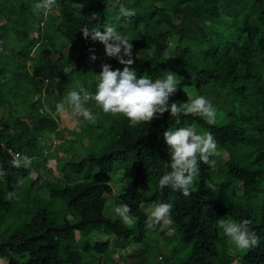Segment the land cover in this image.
Segmentation results:
<instances>
[{
	"label": "trees",
	"instance_id": "16d2710c",
	"mask_svg": "<svg viewBox=\"0 0 264 264\" xmlns=\"http://www.w3.org/2000/svg\"><path fill=\"white\" fill-rule=\"evenodd\" d=\"M58 1V16L45 18L42 10L39 16L35 11L37 0H0L4 51L13 42L11 56L0 52V108L10 107L8 117L0 119V165L8 170L0 177V210L13 214L22 185L18 179L23 177L25 182L34 170L37 177L29 190H47L54 202L64 204L47 206L41 194L29 195V219L16 230H7L14 233L0 241V260L101 264V257L113 255L114 248L122 251L133 241L144 243L149 229L157 234L162 221L150 227V213L143 207L167 200L174 204L171 226L175 230L168 244L174 239L182 246L172 251L171 258L186 253L181 264H264V0H125L135 9L132 16L120 14L121 0L117 5L109 0H78L84 5L81 9L72 0ZM93 12L98 16L86 19ZM104 23H115L130 34L134 53L130 67L138 75L156 78L169 70L178 74L180 83L170 102L190 99L188 90L206 95L226 119L218 125L199 115L182 117L181 123L211 130L218 149L228 154V159L220 160L218 171L215 156L210 163L200 161L196 179L202 189L193 188L187 196L168 186L163 192L159 189V178L170 170L163 132L175 125L167 111L132 126L123 113L98 109L102 114L95 129L102 128L106 116L108 141L92 146L80 160L61 163L65 180L53 179L52 168L47 175L43 172L49 157L41 141L60 132L56 104L78 87L77 81L79 87L94 92L102 63L124 67L116 57L106 55L103 42L83 34L85 24H99L103 31ZM171 42L176 49L169 63ZM48 53L58 57L56 61L47 59ZM11 152L27 154L31 165L14 167ZM120 171L127 186L115 198V206L121 200L131 205L133 228L105 213L108 182ZM210 183L214 189H206ZM9 191L15 192L10 199ZM222 216L249 218L260 244L236 248L217 225Z\"/></svg>",
	"mask_w": 264,
	"mask_h": 264
},
{
	"label": "clouds",
	"instance_id": "9594fccd",
	"mask_svg": "<svg viewBox=\"0 0 264 264\" xmlns=\"http://www.w3.org/2000/svg\"><path fill=\"white\" fill-rule=\"evenodd\" d=\"M73 5L81 9L84 5L78 0H72ZM56 5V0H37L36 7L47 15ZM122 16H132L135 9L128 6L125 0L118 5ZM97 12H93L88 20L95 19ZM99 24H85L82 28L84 36L92 40H99L105 45V53L116 57L124 65L122 69L113 68L110 63H102V70L98 73L95 91L86 88H71L64 100L56 104V111L62 112L66 104L71 106V116L82 117L86 121L95 122L97 119L91 105L96 104L105 113H123L132 126L140 122H150L153 118L162 116L166 111L175 118V125L167 127L163 132L165 143L170 153V170L166 171L158 180L161 192L165 186L179 190L184 195H190L194 186H197L196 177L200 171V161L210 163V158L218 151V141L211 130L198 131L190 123H181L182 117L194 114L204 117L209 123H215L218 107L206 95H195L185 101L172 100L170 97L177 89L180 79L172 70L163 76L153 78L151 75H138L134 67L133 44L130 34L123 32L115 23H104L103 31ZM95 59V53H91ZM10 163L14 167H29L32 158L27 154L17 153ZM8 174V170L0 165V177ZM130 182V181H129ZM23 184V177L18 179ZM127 186V183L124 185ZM15 196L14 191H9L7 197ZM174 204L167 200L154 203L147 217L150 227L160 224L173 223L172 209ZM115 213L125 224H132L134 217L131 205L121 200L116 204ZM249 218L240 220L228 219L224 216L217 220V225L229 238L230 242L238 249L245 250L257 246L261 237L251 227Z\"/></svg>",
	"mask_w": 264,
	"mask_h": 264
},
{
	"label": "rangeland",
	"instance_id": "374dc122",
	"mask_svg": "<svg viewBox=\"0 0 264 264\" xmlns=\"http://www.w3.org/2000/svg\"><path fill=\"white\" fill-rule=\"evenodd\" d=\"M63 1V0H62ZM109 2L113 5H117L119 0H109ZM60 3L58 0H56V5L47 15L44 16L45 18H48L49 16H58L59 14V8ZM40 9L35 7V11L38 12V16ZM4 22L0 17V22ZM153 33H155V30H153ZM3 42L0 43V52L3 54H6L8 56H11L12 51V43L8 44V49L4 51ZM176 49V43L171 42L168 49H167V58L168 62L172 63V60L174 58ZM69 51V47L65 49V52ZM58 57L53 56V54L48 53L47 59L51 60V62L56 61ZM177 89L175 90L174 94L176 93ZM188 95L191 98H193L196 94L193 92L187 91ZM173 94V95H174ZM39 98V95L37 96ZM101 109L95 104L92 105V110L94 114L97 116V122L99 121V116L102 114ZM71 112V106L68 105L67 108H65L61 114V120H60V132L59 134H48L45 137L44 141H41V145L46 150L51 149V145L54 149L53 152L48 154L49 161L47 163V166L43 169V172L47 175L48 169L52 168L54 171L51 174V177L53 179H61L65 180V177L63 173L60 171V164L63 162H66L68 160H80L83 155V153L88 152V149H90L92 146L97 145L98 147L101 145H104L108 139L109 136L106 132H104L110 125V120L106 119L105 117H102L106 121L102 120L100 129H95V125H97V122H90L84 120L82 117L77 118L75 116L70 115ZM10 114V107L5 105L0 108V119L1 118H7ZM19 114V113H16ZM164 115V114H163ZM162 115V116H163ZM226 122V119H224L223 115L220 113H217V119L216 122L213 124H224ZM93 125V127H92ZM198 131H203L199 129L198 127H195ZM99 135L101 136L100 138ZM97 136V139H96ZM71 142H75V145L72 147ZM42 148V149H43ZM45 150V151H46ZM47 155V154H46ZM216 157L215 160V170L218 171L220 168V160L221 159H228V154L225 151H221L218 149L217 153L214 155ZM39 160V159H38ZM37 177V171H33L30 178H28L18 190V193L20 195L19 202L17 203V207L14 210L13 214L11 215H5L0 210V241L5 239L7 236L14 232H7L8 229L10 231L16 230L20 224L27 221L29 217L26 215V212L29 210L28 201H31V198H29V195L34 196L41 194L43 198H46V205L51 206L55 205L56 203L59 205H64L63 202L58 201L54 202L53 199H51L49 192L46 190L45 192H41L37 187L33 190H29L30 183L32 182L33 178ZM197 180V179H196ZM125 183H127V180L124 179L123 173L115 172L112 174L110 181L108 182V190L106 192V196L108 198V203L106 205L105 213L108 216L113 217L114 219H120L117 214L115 213V198L119 196L120 194H123L125 192ZM197 186H194V189L200 188L199 181L197 180ZM215 186L213 183H210L209 186L206 187V189H214ZM202 189V187L200 188ZM204 191V190H203ZM46 194V195H45ZM28 200V201H27ZM152 206H144V210L147 212H151ZM68 218L71 219V221H74L75 218L70 213H67ZM130 227H135L136 220L134 218V222L132 224H128ZM149 234L147 236V239L144 243H137L133 241L131 244H128L122 251L117 250L114 248L113 255H107V258L101 257L102 263L101 264H181L182 259L184 255H178L174 258H171L172 251L176 248L181 249V245L177 244V242L173 239L171 240L170 244H168V240L174 238L175 230H173L171 224H165L162 221V227L160 228L159 232L157 234L152 233V230H148ZM79 237V236H78ZM165 237V238H164ZM164 238V239H163ZM168 238V239H166ZM178 245V247H177ZM183 249V248H182ZM111 256V257H110ZM104 258V259H103ZM93 259V258H92ZM0 264H6L4 260H0ZM234 264H241L239 261L235 262Z\"/></svg>",
	"mask_w": 264,
	"mask_h": 264
},
{
	"label": "built area",
	"instance_id": "2783aa9c",
	"mask_svg": "<svg viewBox=\"0 0 264 264\" xmlns=\"http://www.w3.org/2000/svg\"><path fill=\"white\" fill-rule=\"evenodd\" d=\"M55 148H56V143H55V147L54 148L51 145V149L46 150V154H49V153L53 152ZM11 153L13 154V158H14V157H16V155H17L18 152L17 153L16 152H11Z\"/></svg>",
	"mask_w": 264,
	"mask_h": 264
}]
</instances>
